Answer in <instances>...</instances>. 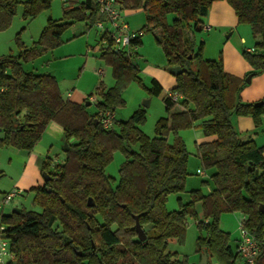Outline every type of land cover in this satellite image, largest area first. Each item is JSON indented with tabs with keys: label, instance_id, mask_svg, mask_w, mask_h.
I'll use <instances>...</instances> for the list:
<instances>
[{
	"label": "trees",
	"instance_id": "trees-1",
	"mask_svg": "<svg viewBox=\"0 0 264 264\" xmlns=\"http://www.w3.org/2000/svg\"><path fill=\"white\" fill-rule=\"evenodd\" d=\"M217 1L233 9L239 24L250 26L260 50L243 54L264 73V0H115L121 11L144 13L140 31L156 34L168 67L182 70L170 91L182 99L174 102L164 95L166 115L156 121L153 138L137 128L145 119L143 108L128 120H114L117 129L105 130L98 121L95 124L98 112L115 113L124 104L122 90L140 81L133 63L137 52L129 58L106 38L99 57L111 67L115 84L97 88L94 113L83 103L64 98L54 76L26 73L22 68L23 62L63 44V34L72 25L93 27L98 20L95 0H67L62 18L49 19L30 48L19 43L17 56L0 57V86L5 88L0 94V148L31 152L49 123L62 128V139L68 145L61 163L43 160L41 177L46 174L50 180L29 189L41 212L0 213L1 237L9 242L17 264H188L186 258L180 260L167 252L170 241L184 242L187 216L206 232V237L196 240L198 250L233 264L239 258L237 243L234 249L230 246L229 234L219 229L218 221L222 214L234 212L243 214L241 224L258 243L254 264H264V212H259V206H264V146L242 140L231 123L233 115L249 116L259 127L264 99L256 102L259 105L242 103L239 95L247 86L245 80L225 72L221 59H203V44L197 45L192 37L203 29L202 18ZM19 3L0 0V31L9 27ZM50 4L51 0H26L22 17L32 19ZM168 14L175 16L170 24ZM141 38L133 42L138 48ZM104 39L102 35L100 41ZM151 83L149 94L159 96L161 86L155 80ZM197 121L208 139L197 146V155L203 171L213 170V189L207 195L191 191L188 203L168 212L167 196L185 188L188 153L179 137L173 144L167 137ZM116 150L124 154L125 161L113 185L105 169ZM197 202L202 220L194 209ZM135 217L146 236L143 242L135 232Z\"/></svg>",
	"mask_w": 264,
	"mask_h": 264
},
{
	"label": "rangeland",
	"instance_id": "rangeland-1",
	"mask_svg": "<svg viewBox=\"0 0 264 264\" xmlns=\"http://www.w3.org/2000/svg\"><path fill=\"white\" fill-rule=\"evenodd\" d=\"M18 1L20 3L17 6L16 13L9 27L0 31V57L17 56L19 54V43L26 49L30 48L33 42L38 40L41 31L47 25L49 19L60 20L62 18L63 8L66 6L62 0H51L49 8L41 10L32 19H24L22 17V3L26 0ZM122 12L124 14L126 10ZM131 13L133 15L129 19L130 23L133 20L132 23L134 24L143 23L145 25V16L141 10H134ZM174 17V14H168L167 22L170 24ZM202 22L211 25L209 31L202 29L200 32L195 33L196 44H203L201 52L203 59L209 61H219L221 59L223 68L225 70L227 68L234 69L235 72L241 74L240 78H237L242 80L254 74V77L264 74L259 73V69L250 63L243 54V51L246 49H255L256 52L254 53H258L260 50L255 45L256 41L252 36L248 24H239L236 16L233 24L228 28H224L216 23H210L207 15L202 18ZM100 38L101 32L95 26L86 28L84 23H76L65 30L63 44L53 50H48L40 54L31 61L23 62L22 68L26 73L55 76L59 82L61 81V89L63 90L75 88L76 91L86 92V98L81 101L83 104L88 98V95L92 94V97L89 98L91 105L88 107V111L94 113L96 111V103L99 100V96L96 94L97 88L102 84L103 88L108 89L115 84L111 67L99 57V51L104 47ZM186 38H188L187 34ZM17 39H19V42ZM241 39L244 40V44H241ZM141 40L142 44L139 48L140 52L138 57L140 59L139 65L143 64L152 69L145 72L141 71L139 73L140 81H132L122 90L121 97L124 104L117 107L115 115L117 121H125L129 119L134 111L143 108L145 110V119L137 128L147 137L153 138L155 136L156 121L166 115L163 97L173 89L171 84H168V80L173 82L175 77L168 72L169 67L161 47L156 42V34L150 31H143ZM133 63L137 64L138 62L133 60ZM152 80H157L162 87V92L159 96H151L148 92V89L152 86ZM163 84L166 86H162ZM147 102H149L148 106L144 107L143 105ZM189 107L192 108L191 105ZM232 117L235 119L249 116L233 115ZM249 118L252 120V117ZM261 120V129H259L261 125L255 127L252 120L253 128L249 130V135L253 138L264 136V116L261 117ZM199 125V121L194 122L191 127L180 130L177 134L171 132L167 137L169 144H173L176 137H179L188 153V175L185 180V188L180 193L167 196L165 207L168 212L177 211L180 204L188 203L190 201L191 191L199 190L201 194L207 195L213 189L211 179L213 170H205L206 176L197 174V170H203L197 155V146L201 144L204 138ZM114 128L117 129L116 126ZM245 133L247 132H240L239 136H243ZM44 140L50 149L48 158L52 160L56 159L59 163L64 161L63 139L46 137ZM256 143L258 147L264 145V141L261 138ZM137 149L138 146L135 145L133 150L137 151ZM13 152L15 150L11 148H0V199L4 193L12 190L15 180L24 171V159L13 156L15 154ZM124 161V154L116 150L113 153L112 160L106 166L105 173L112 179L113 185L119 179V170ZM36 171V168H31L25 174L28 183H34L37 179L38 174ZM27 182L17 186V189L20 191L19 195L2 208L1 214L8 215L15 208L36 213L41 212V207L33 203V195L29 193L30 187H28ZM42 182L43 180L41 178L40 183ZM194 209L197 219L202 220L201 203H195ZM242 217L243 214L234 212L224 213L219 218L218 227L223 232L229 234V240L232 246L235 240L240 238L239 223ZM200 236L206 237V232L199 230L196 220L187 216L185 220L184 242L178 243L175 240L170 241L167 252L180 260L186 258L188 264H225L215 258H211L205 250H198L196 240ZM233 264L245 263L238 258Z\"/></svg>",
	"mask_w": 264,
	"mask_h": 264
},
{
	"label": "crops",
	"instance_id": "crops-1",
	"mask_svg": "<svg viewBox=\"0 0 264 264\" xmlns=\"http://www.w3.org/2000/svg\"><path fill=\"white\" fill-rule=\"evenodd\" d=\"M131 12H133V11H126V13H124V14H123V12H121L123 20L128 24L129 28L132 31L139 30V29L141 30L142 27L144 26L143 23L134 24V23H132L133 20L131 21V23L129 22V19H131L130 18L131 15H133ZM207 19L210 23H216V24L221 25L224 28H228L229 26H231L233 24V21L235 20V14H234L233 9L227 3H225V2H214V3H212L210 10L207 14ZM203 25H204L203 29H206V31L210 30L211 25H207V23L206 24L203 23ZM84 26L86 27L85 24H84ZM192 37H193L194 42L196 43L195 34ZM240 41H241V44H244L243 39H241ZM101 43L104 45L103 42H101ZM141 44H142V40H141ZM139 48L137 50L138 57H139V52H140ZM138 57L134 61L138 62L135 65L138 67L139 73L141 71L145 72L149 69H152L151 67H149V66L147 67L143 64L139 65L140 59ZM141 61H142V59H141ZM224 63H225V58H224ZM225 71L228 74H231V75L239 77V78L241 76V74L235 72L234 69H228L227 68ZM55 79L58 83L59 91L64 98H67L68 100H70L73 103L82 104L81 101L86 98V95H85L86 92L76 91L75 88L63 90V89H61V81L59 82V80L56 77H55ZM158 84L160 85L159 82H158ZM168 84H171V87L174 88L175 87V78H174L173 82H171V80H168ZM162 86L165 87L166 85L163 84ZM239 99L242 103H256V102L264 99V74H260V75H257L255 77L251 75L250 82L247 83V86L240 92ZM90 104H89V106H90ZM113 115H114V120H116L115 113H113ZM231 123H232L234 129L236 130V132L238 134H240V132H247V133H245V135L240 136L242 140H249L250 139L257 146H258V144L256 143V141L258 139L261 138V140L264 141V136L253 138L251 135H249L250 134L249 130L253 128L252 120L249 117H238L235 119L232 117ZM260 125L261 126L259 127V129H261V127H262V120H261ZM62 133H63V131H62V128L60 126H58L55 123H49L47 125L46 129L44 130V133L42 135L40 142L34 147V149L31 152H25V151H19V150H15V152H13V153H15V154H13V156L24 159L25 167H24L23 173L15 180L14 185L12 187V190H14V189L18 190L17 186H19L20 184H22L24 182H27V179H26L27 177L25 178V174L31 168H36V170H37L36 172H37L38 176H37V179L34 181V183H28L27 182L28 187L32 188V187H35L38 184H40L41 178H42L41 174H40L41 164L45 158H48V155L50 152L49 146L44 139L46 137H48V138H51V137L52 138H54V137L55 138H62ZM207 140L208 139L204 137L203 141L201 143L206 142ZM261 146H264V145H261ZM54 160H56V159H54ZM200 171L203 172L202 176H206L205 171H203V170H200ZM243 219H244V217H242L241 221ZM238 240H239V238H237L235 240L233 246L231 244H230V246L232 248L235 247Z\"/></svg>",
	"mask_w": 264,
	"mask_h": 264
},
{
	"label": "built area",
	"instance_id": "built-area-1",
	"mask_svg": "<svg viewBox=\"0 0 264 264\" xmlns=\"http://www.w3.org/2000/svg\"><path fill=\"white\" fill-rule=\"evenodd\" d=\"M66 2L67 0H62ZM98 6V20L94 26L104 35L102 41L105 44L106 38L111 40L117 50H123L127 57L131 58L138 50V46L133 42L143 36V31H132L128 24L123 20L121 10L115 0H95ZM247 53H253V49H246ZM5 90L0 86V94ZM167 96L171 101L177 102L181 100V96L176 93L167 92ZM98 122L103 129L109 130L113 128L114 115L110 111L98 112ZM57 163V162H56ZM197 174L203 175V172L197 170ZM19 190H11L3 194L0 199V213L2 208L9 204L17 195ZM243 221V220H242ZM239 223L240 238L236 246L237 256L245 264H254L255 257L259 252V246L256 239ZM4 227L0 224V264H17L15 255L10 251V244L1 237Z\"/></svg>",
	"mask_w": 264,
	"mask_h": 264
},
{
	"label": "water",
	"instance_id": "water-1",
	"mask_svg": "<svg viewBox=\"0 0 264 264\" xmlns=\"http://www.w3.org/2000/svg\"><path fill=\"white\" fill-rule=\"evenodd\" d=\"M189 58H191V56H189ZM168 72H169L170 74H172L174 77H176V76H178L179 74H181L182 70H181L180 67L176 66V67H169V68H168ZM250 79H251V76H249L247 79H245V82H246V83H249V82H250ZM89 104H90V102H85V103H84V105H85L86 107H88ZM148 104H149V102H147V103L144 104L143 106H144V107H147ZM255 105H259V103H256ZM96 123H97V120H95V124H96ZM63 150H64V152H67V150H68V145H67L66 142H64ZM42 180H43V182H48V181L50 180V177H49L48 175H46V174H43V175H42ZM49 192H50V190H49ZM91 204H92V200L89 198L88 201H87V206L90 207ZM19 211H20V209L15 208V209L12 210V213H16V214H18ZM259 212H264V206H259ZM134 219H135V225H134V228H135V232H136V234H137V238H138L139 241L143 242V241H145V239H146L145 233H144L143 229L141 228V226H140V224H139V222H138V218L135 217ZM78 254L80 255L81 253H78Z\"/></svg>",
	"mask_w": 264,
	"mask_h": 264
}]
</instances>
